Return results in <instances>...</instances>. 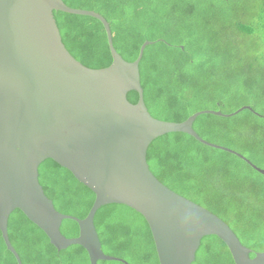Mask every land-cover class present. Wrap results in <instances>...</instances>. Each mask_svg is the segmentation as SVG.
<instances>
[{
    "label": "trees",
    "instance_id": "trees-1",
    "mask_svg": "<svg viewBox=\"0 0 264 264\" xmlns=\"http://www.w3.org/2000/svg\"><path fill=\"white\" fill-rule=\"evenodd\" d=\"M63 1L104 16L116 50L129 62L138 58L146 41L154 42L144 52L140 73L145 103L155 118L183 122L199 111L233 113L246 105L264 115L258 111L264 105V0ZM54 16L66 48L78 61L94 69L112 64L101 21L61 11ZM171 35L177 43L167 39ZM128 99L135 104L139 95L132 91ZM193 127L208 142L231 148L260 168L264 163V117L249 110L230 118L205 114ZM148 163L164 184L222 218L245 246L264 252V175L236 155L181 132L155 139ZM39 180L59 212L87 217L96 195L69 170L47 159ZM95 225L106 254L125 252L141 264H160L150 226L134 209L103 206ZM8 231L23 264H91L80 245L59 251L19 209L11 214ZM61 231L75 238L80 229L76 221L64 220ZM0 264H18L1 230ZM193 264L235 262L219 237L207 236Z\"/></svg>",
    "mask_w": 264,
    "mask_h": 264
},
{
    "label": "water",
    "instance_id": "water-1",
    "mask_svg": "<svg viewBox=\"0 0 264 264\" xmlns=\"http://www.w3.org/2000/svg\"><path fill=\"white\" fill-rule=\"evenodd\" d=\"M54 11L101 21L112 64L94 69L78 61L63 42ZM152 44L146 41L138 58L129 62L116 50L109 22L95 11L72 8L63 0H0V230L18 264L23 262L8 231L17 209L59 251L80 245L91 264H130L103 251L95 216L109 204L128 206L146 219L160 264H193L207 236L219 237L235 264H264V252L245 246L222 218L164 184L148 163L155 139L181 132L236 155L264 175L244 155L208 142L193 127L205 114L230 118L249 110L264 115L246 105L233 113L199 111L183 122L155 118L145 103L140 73L144 52ZM132 91L139 95L135 104L128 99ZM47 159L96 195L86 218L59 212L46 195L39 168ZM64 220L78 223V237L62 233Z\"/></svg>",
    "mask_w": 264,
    "mask_h": 264
},
{
    "label": "rangeland",
    "instance_id": "rangeland-1",
    "mask_svg": "<svg viewBox=\"0 0 264 264\" xmlns=\"http://www.w3.org/2000/svg\"><path fill=\"white\" fill-rule=\"evenodd\" d=\"M98 13V12H97ZM100 14V13H99ZM167 39L170 41V42H172V43H177V40H176V37H175V35H171L170 37H167ZM162 41H164V39H161ZM149 41V40H148ZM208 110V109H207ZM210 110H213V109H210ZM219 111H221V112H223L222 110H219ZM258 111L259 112H264V105H260L259 107H258ZM224 113V112H223ZM157 119H159V120H163V121H165L162 117H159V118H157ZM259 163V162H258ZM259 165L261 166V168L262 169H264V163H259ZM257 252H260V251H257ZM116 257H120V258H123V259H125L126 261H130L131 263H133V264H141V262L140 261H138V260H136L135 259V257L133 256V255H131V254H129V253H125V252H119V253H117V256Z\"/></svg>",
    "mask_w": 264,
    "mask_h": 264
}]
</instances>
